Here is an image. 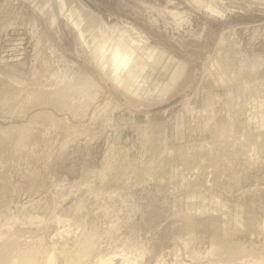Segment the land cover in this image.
<instances>
[{
	"label": "rangeland",
	"instance_id": "374dc122",
	"mask_svg": "<svg viewBox=\"0 0 264 264\" xmlns=\"http://www.w3.org/2000/svg\"><path fill=\"white\" fill-rule=\"evenodd\" d=\"M0 264H264V0H0Z\"/></svg>",
	"mask_w": 264,
	"mask_h": 264
},
{
	"label": "bare ground",
	"instance_id": "6f19581e",
	"mask_svg": "<svg viewBox=\"0 0 264 264\" xmlns=\"http://www.w3.org/2000/svg\"><path fill=\"white\" fill-rule=\"evenodd\" d=\"M81 5V4H80ZM81 10L82 11H85L86 13H88V14H90L92 17H94L95 19H96V21H98V19H97V16L96 15H94V14H92L91 12H89L88 11V9H86L85 7H83V6H81ZM131 54V52H128V54H127V52H125V57H124V60L126 59V57H127V55L129 56ZM127 64V62L125 63V61H124V64H123V67H125V65ZM237 95V94H236ZM227 97H229V95L227 96ZM232 97V96H231ZM233 98V97H232ZM239 98V97H238ZM228 99V98H227ZM234 99V98H233ZM231 100L232 99H230V101L229 102H231ZM55 101H57V100H55ZM233 101V100H232ZM238 105V104H237ZM209 106V105H208ZM241 106V105H240ZM87 241V240H86ZM89 242V241H88ZM85 244H86V242H84ZM90 243V242H89ZM89 243H87V246H88V244ZM84 245V244H83ZM90 245V244H89ZM86 245H85V247L83 248L84 250H85V248L87 247ZM82 250V249H81ZM80 250V251H81ZM88 250V249H87ZM86 251V250H85ZM82 253V252H81ZM79 254V253H78ZM78 254H76V255H78ZM85 254V253H84ZM74 257H76V256H74ZM81 258V257H80ZM79 258V259H80ZM77 259H78V257H77ZM112 259V258H111ZM108 260V259H107ZM110 260V259H109ZM76 261V260H75ZM112 261V260H111ZM78 262H79V260H78ZM104 262V261H103ZM77 263V262H76ZM101 263H102V261H101ZM128 263V262H127Z\"/></svg>",
	"mask_w": 264,
	"mask_h": 264
}]
</instances>
